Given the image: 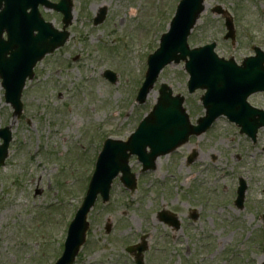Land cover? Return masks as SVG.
I'll list each match as a JSON object with an SVG mask.
<instances>
[{
    "label": "rangeland",
    "instance_id": "obj_1",
    "mask_svg": "<svg viewBox=\"0 0 264 264\" xmlns=\"http://www.w3.org/2000/svg\"><path fill=\"white\" fill-rule=\"evenodd\" d=\"M178 1L73 0L71 37L37 66L23 92L20 118L5 102L0 80V125L13 131L9 157L0 167V264L56 262L104 139H127L155 104L162 82L186 97L192 121L204 115L203 91L189 94L184 62L164 69L145 104L135 102L146 56L158 47ZM102 6L108 7L109 16L95 27L92 20ZM217 6L234 17L235 45L224 39V18L212 11ZM263 12L264 0H206L190 44L216 42L221 56L240 62L253 53L254 45L264 49ZM48 16L59 25L58 17L51 12ZM107 69L117 73L116 83L104 78ZM251 101L264 108V96ZM51 144L57 147L45 148ZM263 145L264 130L253 143L222 119L162 157L151 173L141 174V164L133 157L137 190L131 192L116 180L110 201L98 199L74 264H135L126 248L142 236L148 246L145 264H261ZM193 149L198 156L189 164ZM241 177L248 184L247 202L238 209L234 200ZM163 208L177 213L179 229L158 221ZM192 211L198 219L191 218ZM109 220L113 229L107 234Z\"/></svg>",
    "mask_w": 264,
    "mask_h": 264
},
{
    "label": "water",
    "instance_id": "obj_2",
    "mask_svg": "<svg viewBox=\"0 0 264 264\" xmlns=\"http://www.w3.org/2000/svg\"><path fill=\"white\" fill-rule=\"evenodd\" d=\"M57 6L59 7V5ZM203 10L204 0H181L176 15L171 22L169 31L161 38L160 48L149 58V70L146 81L140 90L139 100L144 101L146 99L160 71L166 64L171 63L173 60L178 62L180 59H186L188 55L191 57L192 62L191 69H189V64L188 69L196 84L212 85L216 91L217 89L222 90L224 88L227 80L230 78V75L226 71L218 66H210L208 69H201L200 66L197 65L198 62L201 61V55L205 53L207 49L211 51L214 45L190 50L187 43V38L191 29L194 27ZM219 10L221 11V9ZM104 15L105 9H102L96 21H102ZM1 21H3L2 17L0 23ZM227 25L230 29L228 36L234 37L231 18L227 19ZM63 42L64 41H61V39L58 40V42H36L31 44V48L25 51V48L18 42L13 41L10 35L8 40H4L2 36H0V75L3 78V85L6 89V99L13 104L16 113L19 114L21 111L22 104L20 98L22 90L25 86L26 78L29 76L30 79H32L34 76V65L37 61L41 60L47 52L53 51L56 47L62 45ZM38 44L41 45V47H38L40 50H35ZM8 54H10L9 57H7ZM209 58L212 59L211 56ZM19 69H22V71ZM106 74L110 76L113 81L116 80L115 74L112 72L107 71ZM224 95H228V97H223ZM240 99L243 100L242 98L238 99L239 105H241ZM221 100L223 102V113L232 116L233 90L228 93L221 92ZM183 101V97L173 96L168 86L162 85L158 104L154 107L150 115L141 123L129 142L124 144V148L120 146V151L123 152V158L119 157L115 149H108L105 147L99 158L97 170L84 203L69 227L64 254L56 264H72L74 262L80 246L85 241L86 231L89 227L87 214L94 205L99 193L102 194L105 202L108 200L112 179L117 175L119 170H122L124 173L122 180L126 182L130 189L135 190V175L130 173V168L128 166L129 155L124 152V149L138 154L139 158L144 162L145 170L154 168L155 159L159 155L167 154L187 142L191 134H199L205 131L222 112L220 110L211 111L212 108H210V106H212V104L209 102V99H204L209 114L199 121L200 126H193L190 124L188 115L182 106ZM237 109H239V107ZM0 135L4 138V143L0 147V165H2L8 155V147L11 140L9 128L0 130ZM147 147L151 148L150 153H147ZM111 157H117L118 161H120L118 168H112L115 165H111V163L114 162L111 160ZM107 226L109 229L110 224ZM142 250L143 248L140 249V251ZM138 260H142V258L139 257Z\"/></svg>",
    "mask_w": 264,
    "mask_h": 264
},
{
    "label": "flooded vegetation",
    "instance_id": "obj_3",
    "mask_svg": "<svg viewBox=\"0 0 264 264\" xmlns=\"http://www.w3.org/2000/svg\"><path fill=\"white\" fill-rule=\"evenodd\" d=\"M53 1H58V0H53ZM52 14H54L56 17L60 18V26L62 27V17L63 15L61 13H58V12H52ZM42 15L46 18H47V14H46V11L45 9H42ZM73 19H74V12H73ZM73 19H72V23H73Z\"/></svg>",
    "mask_w": 264,
    "mask_h": 264
}]
</instances>
